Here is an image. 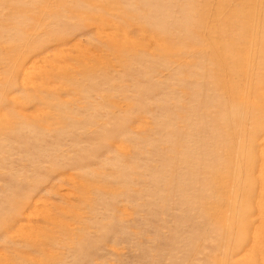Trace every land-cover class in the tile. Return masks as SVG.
I'll return each instance as SVG.
<instances>
[{"label":"rangeland","instance_id":"rangeland-1","mask_svg":"<svg viewBox=\"0 0 264 264\" xmlns=\"http://www.w3.org/2000/svg\"><path fill=\"white\" fill-rule=\"evenodd\" d=\"M0 264H264V0H0Z\"/></svg>","mask_w":264,"mask_h":264}]
</instances>
